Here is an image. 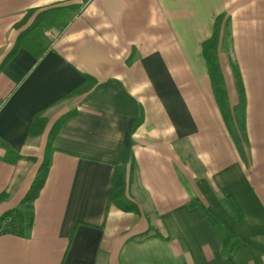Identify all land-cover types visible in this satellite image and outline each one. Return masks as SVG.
I'll return each instance as SVG.
<instances>
[{"label": "crops", "instance_id": "1", "mask_svg": "<svg viewBox=\"0 0 264 264\" xmlns=\"http://www.w3.org/2000/svg\"><path fill=\"white\" fill-rule=\"evenodd\" d=\"M83 1L0 0V66L27 10ZM222 13L231 106L232 62L246 94L247 165L202 56ZM46 35L41 58L22 48L0 68V216L20 205L68 115L32 228L0 235V264H264V0H91ZM88 77L96 85L78 94ZM35 118L46 123L30 136ZM118 166L138 212L110 201ZM193 197L242 240L230 256Z\"/></svg>", "mask_w": 264, "mask_h": 264}, {"label": "trees", "instance_id": "2", "mask_svg": "<svg viewBox=\"0 0 264 264\" xmlns=\"http://www.w3.org/2000/svg\"><path fill=\"white\" fill-rule=\"evenodd\" d=\"M90 1L91 0H84L82 3L56 5L45 9L31 8L27 10L23 18L16 25V28L20 30V33L13 48L4 59L0 68L7 61L12 59L22 48L27 49L36 58H41L51 45L50 40L46 35L47 31L52 27L65 30L74 18L82 12L87 2ZM228 24L229 19L226 17L225 13L219 14L216 17L212 35L202 43V56L206 62L213 93L220 112L241 158L247 165L249 158L247 155L248 137L246 131V94L241 72L239 67L232 62V70L239 95L238 104L232 107L229 101L227 87L219 59L221 38L222 35L224 37V32ZM95 85L96 80L93 77H88L86 82L77 90V93L80 95L86 94ZM67 116L68 115L61 117L56 122L54 126L55 129L46 147L44 159L20 205L6 211L0 216V235L14 234L24 236L30 232L33 224V203L44 187L51 165L53 136L62 126ZM45 123L46 121L43 119L35 118L30 127V136L41 134ZM9 153L10 155L13 154L11 151H9ZM124 168V166L117 167L110 201L122 210L138 212L139 209L137 205L126 194L127 181L126 175L124 174L126 168L125 170ZM5 196L6 194L4 193L0 196V200ZM222 202L228 211L236 215V219H239V210L235 204L223 199ZM188 206H201L203 208L208 221L221 240V253L225 257L230 256L234 248L241 243L242 240L238 236L232 234L224 224L203 205L200 199L193 197L188 203Z\"/></svg>", "mask_w": 264, "mask_h": 264}]
</instances>
